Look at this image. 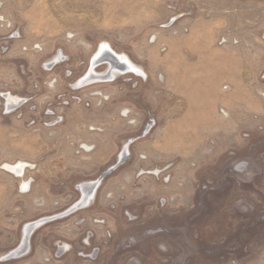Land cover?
<instances>
[{"label": "rangeland", "instance_id": "obj_1", "mask_svg": "<svg viewBox=\"0 0 264 264\" xmlns=\"http://www.w3.org/2000/svg\"><path fill=\"white\" fill-rule=\"evenodd\" d=\"M0 264H264V0H0Z\"/></svg>", "mask_w": 264, "mask_h": 264}, {"label": "bare ground", "instance_id": "obj_2", "mask_svg": "<svg viewBox=\"0 0 264 264\" xmlns=\"http://www.w3.org/2000/svg\"><path fill=\"white\" fill-rule=\"evenodd\" d=\"M128 62V61H127Z\"/></svg>", "mask_w": 264, "mask_h": 264}]
</instances>
